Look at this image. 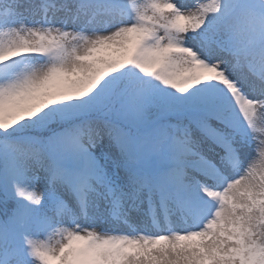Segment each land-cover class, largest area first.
<instances>
[{
  "label": "snow or ice",
  "instance_id": "snow-or-ice-1",
  "mask_svg": "<svg viewBox=\"0 0 264 264\" xmlns=\"http://www.w3.org/2000/svg\"><path fill=\"white\" fill-rule=\"evenodd\" d=\"M0 264H264V0H0Z\"/></svg>",
  "mask_w": 264,
  "mask_h": 264
}]
</instances>
